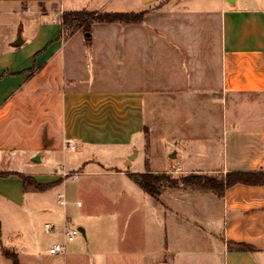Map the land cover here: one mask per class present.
<instances>
[{
  "label": "crops",
  "instance_id": "obj_1",
  "mask_svg": "<svg viewBox=\"0 0 264 264\" xmlns=\"http://www.w3.org/2000/svg\"><path fill=\"white\" fill-rule=\"evenodd\" d=\"M80 9L145 13L140 22L92 23L88 44L82 30L65 39L59 23L63 11ZM0 18V30L8 31L0 47V153H26L31 160L39 155L34 162L40 163L49 154L51 163L53 156L59 160L62 177L68 175V167L95 161L94 152L80 160L78 152L86 145L120 146L123 154L115 162L121 159L132 166L141 152L135 146L145 141V127L153 129L151 99L158 102V137L164 142L178 132L176 103L211 115V99L245 94L256 103L264 96V0H0ZM5 19L12 21L6 24ZM19 23L22 27H15ZM24 30H31L29 38L23 37ZM19 33L23 43L12 46ZM210 127L212 132L219 129ZM222 129L229 151L225 166L215 170L264 171V125ZM152 141L150 133L149 147H154ZM132 147L137 153L128 161ZM68 149L77 154L68 157ZM149 163L153 171L152 156ZM109 168L104 172L128 178V173H136ZM33 169L24 174L50 185L44 190L31 186V201L62 180L54 168ZM171 172L178 177L183 171L177 167ZM12 176L18 177L6 178ZM29 191L21 183V203H12L25 207ZM198 191L163 187L160 196L175 216L178 207L230 212L222 235L189 223L183 228L177 220L161 230L150 223V204L144 196L148 194L129 186L120 187L113 201L106 197L117 232L125 228L124 235L113 238V248H95V242H107L97 234L101 213L92 215L96 206L85 207L83 201L77 206L79 198L66 199L60 191L57 195L64 193L66 200L62 215L53 203H30L29 208L32 219L35 212L42 214L47 219L44 227L48 223L52 231L57 227L62 233L48 236L43 245L14 249L20 264H264V184H236L216 203H198ZM76 226L82 236L68 241L65 228ZM30 241L38 243L34 236ZM56 243L64 249L49 253ZM0 264H11L1 252Z\"/></svg>",
  "mask_w": 264,
  "mask_h": 264
},
{
  "label": "rangeland",
  "instance_id": "obj_2",
  "mask_svg": "<svg viewBox=\"0 0 264 264\" xmlns=\"http://www.w3.org/2000/svg\"><path fill=\"white\" fill-rule=\"evenodd\" d=\"M0 20H3V18H0ZM5 20H8L6 24L12 21L11 19ZM59 23L61 26L60 20ZM15 27L20 28L22 26L19 23ZM78 30L82 29L79 28ZM7 35V30H0V47L5 43L3 41L8 37ZM22 35L25 38H29L31 30H24ZM254 99V97L245 94H231L228 96L227 100L221 99V97L211 99L208 102L209 105L213 103V105H210L213 106L211 115H208L205 111L201 112L202 109L200 108H195L193 110L187 109V105L184 102L179 104L176 103L177 105H174V122L178 132L176 137L169 138L164 142L158 137V122H160L158 102L157 99H151L149 122L153 129L149 132V129L145 127L144 143L135 146L136 149H141V152L130 167L121 159H118L120 162H115V158L123 154V148L116 145L106 148L86 145L82 148L81 152H78L80 160L86 161L88 158H91L92 152L95 153L94 155L97 158L92 162H84V164L78 167H68V175H66V177H62L64 172L61 167H58L59 160L55 161L54 156L52 163L47 160L49 154L43 156L40 163L32 161L31 157L25 156L26 153H17L13 154V156L8 151L0 153V170L13 169L22 173H27L34 170L33 168L44 171L54 168L58 175L62 177V180L54 184L53 187H50L47 191L37 193L39 194L38 196H41L39 200H28L29 194H31L29 190L31 188H27L25 192H29L25 193L23 201L25 207L19 208L12 202H14L13 199H15L16 202L20 201L22 183L20 178L14 176L10 178L0 177V248L4 246L17 253V250L14 248L20 249L24 244L30 246L34 244L38 246L39 244L43 245L48 240V236L57 234L58 231L62 233V230H57V227L53 231L45 228L44 223L47 219L42 214L35 212L36 215L32 219L33 211L29 208L30 203L37 205L53 203L62 215L63 206L55 203L57 193L60 191L65 192L66 199L75 200L79 198L81 202L83 201L85 203V207L89 204H94L96 206V210L92 212V215L98 216L99 211L101 213L98 219L100 228L97 234L99 238L106 237L107 242L100 243L97 241L95 242V248L101 247V250L113 248L115 243L113 238L118 234L121 236L124 235L125 228L124 225H122L117 232L115 217L112 215V208L108 207L107 198L113 201L117 197L120 187L128 189L129 186H134L137 192H140V194L144 193L143 191H138L140 189H138L136 184L128 177L104 171H107L109 167H119L122 170L130 168L131 171L134 170L135 172L149 170L156 176L163 173L173 176L171 171L180 167L183 171L181 175H187L189 173H216L218 170L215 169H220L225 166L228 156L227 151H229L226 147V137L222 128L228 125L229 127L235 125L236 129H240L244 125L252 127L264 125V96L262 95L256 98V103L252 102L255 101ZM211 124H214L216 128L219 126L218 131L212 132L210 127ZM150 133L153 140L152 145L154 147H149ZM150 148L153 149L152 152ZM132 152L133 147L129 154ZM175 152H177V155L171 157ZM143 153L145 154V158ZM75 154L77 153H75L74 150H67L68 157L75 156ZM151 156L153 168L156 170L155 172L150 169L149 158ZM74 163L77 164V162ZM163 169L165 171H163ZM89 170H98L102 172L92 175L86 173V171ZM74 172L80 173L77 179H73L71 176ZM89 185L92 186L91 189L86 187ZM187 187L199 190L198 203L209 202L211 199L216 203L218 202L217 199L222 198V196H219L216 192L212 193L208 189L201 187L197 188L196 185ZM161 190L162 188H160V193ZM160 193L158 196L159 201H155L149 195H144L147 196V200L150 204L151 224L156 226L159 224L161 230L165 231L166 226H168L170 222L177 220L181 222L183 228L188 226L187 224L189 223L210 231L213 234H223L228 216L231 215L230 212L222 210L218 212L216 209H214L213 212L210 209L193 212L189 208L178 207L176 208L177 214L175 216V214H171L169 208L165 205L164 199L160 196ZM122 218L125 220L124 217ZM102 219H104L103 223ZM33 236L36 237L38 243H32V241H30V238ZM77 236L81 237L82 233L80 232Z\"/></svg>",
  "mask_w": 264,
  "mask_h": 264
},
{
  "label": "trees",
  "instance_id": "obj_3",
  "mask_svg": "<svg viewBox=\"0 0 264 264\" xmlns=\"http://www.w3.org/2000/svg\"><path fill=\"white\" fill-rule=\"evenodd\" d=\"M145 11L139 12H121V11H93L87 9L66 10L60 15L61 30L63 36L67 39L79 28L83 32H90L91 24L94 22L112 23L124 22L134 23L143 19ZM87 41V40H86ZM9 175H17L21 178L23 189L33 187L37 190H44L50 184H41L33 180L31 177L19 171H0V177H8ZM128 176L137 184L145 193H147L155 201L158 200L160 188L168 187L170 189H186L187 186L196 185L197 188L216 192L219 196H223L225 189L236 184L244 185H263L264 171H227L225 173L217 171L216 173H200L180 175L178 177L169 176L165 173L156 176L151 171L128 173ZM243 248L252 249L251 246L241 244ZM1 254L10 260L11 264H20L18 255L4 246L0 248Z\"/></svg>",
  "mask_w": 264,
  "mask_h": 264
},
{
  "label": "built area",
  "instance_id": "obj_4",
  "mask_svg": "<svg viewBox=\"0 0 264 264\" xmlns=\"http://www.w3.org/2000/svg\"><path fill=\"white\" fill-rule=\"evenodd\" d=\"M66 143L71 148L75 147V144L73 143L72 140H66ZM71 176L73 178H76L77 177V172L72 173ZM57 204L62 205V206L66 204L64 193H59L57 195ZM76 204H77V206H81L82 202L80 200H78L76 202ZM45 227L52 231V227H50V225L48 223L45 224ZM79 233H80V231L78 230V228H65V236H66V239L68 241H72L75 238V236H77V234H79ZM63 249H64V246L62 244L56 243V244H53L49 248L48 251L51 254H56V253L61 252Z\"/></svg>",
  "mask_w": 264,
  "mask_h": 264
},
{
  "label": "water",
  "instance_id": "obj_5",
  "mask_svg": "<svg viewBox=\"0 0 264 264\" xmlns=\"http://www.w3.org/2000/svg\"><path fill=\"white\" fill-rule=\"evenodd\" d=\"M230 3H233V0H228ZM84 36L87 40V43L89 44L90 43V40H91V32H84ZM23 43V39L21 37V34H17L16 38L11 42V45L12 46H19ZM136 153H137V150L136 149H133V152L128 156V161H131L132 159L135 158L136 156ZM176 153V152H175ZM173 153L171 155V157H174L176 154ZM40 157L39 155H36L32 158L33 161H39ZM78 230L83 234V230L81 228H78Z\"/></svg>",
  "mask_w": 264,
  "mask_h": 264
}]
</instances>
